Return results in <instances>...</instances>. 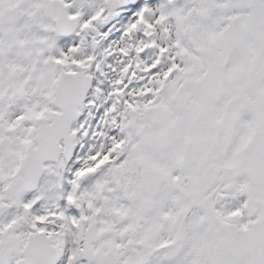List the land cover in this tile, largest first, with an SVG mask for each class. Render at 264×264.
Masks as SVG:
<instances>
[{
  "label": "snow or ice",
  "instance_id": "snow-or-ice-1",
  "mask_svg": "<svg viewBox=\"0 0 264 264\" xmlns=\"http://www.w3.org/2000/svg\"><path fill=\"white\" fill-rule=\"evenodd\" d=\"M0 264H264V0H0Z\"/></svg>",
  "mask_w": 264,
  "mask_h": 264
}]
</instances>
